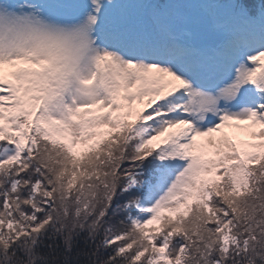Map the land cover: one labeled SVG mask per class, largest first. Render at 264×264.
Listing matches in <instances>:
<instances>
[{
  "label": "snow or ice",
  "instance_id": "1",
  "mask_svg": "<svg viewBox=\"0 0 264 264\" xmlns=\"http://www.w3.org/2000/svg\"><path fill=\"white\" fill-rule=\"evenodd\" d=\"M0 264H264V0H0Z\"/></svg>",
  "mask_w": 264,
  "mask_h": 264
}]
</instances>
